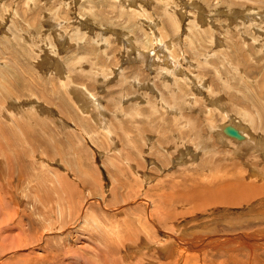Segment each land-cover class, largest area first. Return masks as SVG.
I'll return each instance as SVG.
<instances>
[{
    "label": "rangeland",
    "instance_id": "374dc122",
    "mask_svg": "<svg viewBox=\"0 0 264 264\" xmlns=\"http://www.w3.org/2000/svg\"><path fill=\"white\" fill-rule=\"evenodd\" d=\"M0 264H264V0H0Z\"/></svg>",
    "mask_w": 264,
    "mask_h": 264
},
{
    "label": "bare ground",
    "instance_id": "6f19581e",
    "mask_svg": "<svg viewBox=\"0 0 264 264\" xmlns=\"http://www.w3.org/2000/svg\"><path fill=\"white\" fill-rule=\"evenodd\" d=\"M125 39V38H124ZM237 126V125H236ZM225 130H226V132H227V134L228 135H230V133L231 134H235L233 137H240L241 136V139L242 138H244V136H242V134L243 135H245V133H243L242 132V130L241 129H239V128H236V127H233V126H226L225 127ZM230 132V133H229ZM245 132V131H244ZM249 136V135H248ZM252 139H254L253 137H252ZM243 140V139H242ZM247 140V139H246ZM255 140V139H254ZM194 199V198H193Z\"/></svg>",
    "mask_w": 264,
    "mask_h": 264
}]
</instances>
